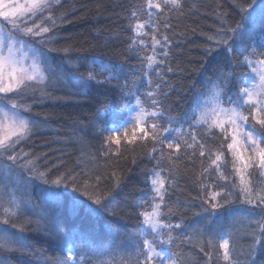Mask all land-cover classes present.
Returning <instances> with one entry per match:
<instances>
[{"label":"trees","instance_id":"trees-1","mask_svg":"<svg viewBox=\"0 0 264 264\" xmlns=\"http://www.w3.org/2000/svg\"><path fill=\"white\" fill-rule=\"evenodd\" d=\"M182 3L183 8L179 12L156 14L159 20L156 16L153 17V22L160 25L159 33H166L171 41L169 63L173 71L168 72L165 68L163 80L155 72L151 74V78L152 89L155 90V85L160 83V93H166L157 95L162 112L158 122L162 127H168V118L174 117L172 126L178 128L183 125L187 130L191 121L186 117L190 113L195 97L204 90L208 81L214 78L221 68L225 71L234 70L231 88L235 90H238L236 77L248 75L249 69L246 65L241 67L236 64L238 59H242L238 49L232 54L220 49L207 59L204 56L205 47L211 43L206 37L216 32L221 19L227 23L239 19L237 10L233 7V0H182ZM133 11L137 12L140 22L146 21L148 19L146 0H61L53 13L57 18V24L49 34L55 39L50 45H41L42 52L51 58L54 68L70 73L81 84L87 83L84 80L85 67L81 66L79 71H74L69 68L67 60L79 57L83 65L84 58L89 62L96 58L98 62L119 67L122 69L119 83L123 84L127 80L131 85L136 81L137 94L151 106V100L147 96L149 90L147 79L142 73L143 64L138 56L130 55L128 52V44L133 35L129 19ZM151 11L155 13L156 10ZM61 16L65 18L63 22L60 20ZM136 22V19L132 20L133 24ZM165 22L170 25L168 29L163 28ZM144 31L148 35L140 39L146 42L147 51L144 54L150 55L152 28L146 26ZM49 47L56 51L49 52ZM65 48L71 49L67 56L61 51ZM50 91L56 99L50 97L42 99L37 94L25 101L32 105V111L27 115L40 121L42 126L34 130L27 142L17 147V152L30 154V157H25L20 164L31 158L38 169L51 170V178L61 173H69L78 174L77 178L82 180L84 173H87L90 181L96 184V178L99 176L100 192L106 195L105 203L110 202V207L115 210L116 215L110 216L104 211L92 214L83 206L74 207L70 199L72 196L84 200L85 204L90 205L91 202L85 200L79 193H73L70 187L50 188L39 179H33L31 186L26 190L22 186L16 189L17 197L23 202H29L24 207L25 214L20 217L19 223L28 227L22 235L27 239L31 254L21 256L18 253H0V256L9 260L10 264H17L18 261L23 264H57L58 260L66 259L64 248L67 245L62 238L66 240L67 237H74L77 251L82 250L79 241L83 238L88 241L94 240L97 246L103 247H114L116 242H123L125 254L128 251L134 252L129 237L135 236L141 219L136 205L139 202L141 207L145 206L147 196L151 194L148 177L157 167L156 161L148 155L152 141L141 139L142 133L136 130V137L129 139L133 142L126 141L123 132L119 134L118 145L109 142L108 146H105L108 133L101 134L94 121L97 109L104 106L111 113L124 103L121 100L123 94L116 86V81H113L112 85L93 84L84 90L86 94L82 96L76 95L74 89L65 87L63 83H58ZM250 123L254 121L250 120ZM100 124H104L103 118ZM256 127L259 128V125ZM128 130L133 133L132 127ZM148 130L151 131L150 128ZM214 132L215 138H212L206 137L203 131H200L198 139L206 143L209 151L222 150L225 153L224 172L228 176L227 181L221 180L215 168L210 167L211 161L207 156L199 155L198 146L194 149L187 148L176 133L164 134L181 142V150L173 154V162L170 163L166 156L161 163L165 169L163 175L170 174L175 181L166 197L173 212L170 220L173 224L182 222L184 227L176 229L174 233L179 248L162 247L169 251H182L184 256L189 258L188 264H225L218 242L214 248H209L205 236L204 251H201L194 241L185 240V234H191L193 229L206 224V219L203 218L206 214L195 215L206 195L201 184L209 189L215 186L217 191L220 190L219 186H223L233 193L235 199L217 214L218 223L223 226L226 234L231 233L229 239L233 256L236 258L234 264H247V260L252 259L248 254L252 238L247 232L256 225L248 224L246 213L259 214L261 209L240 201L238 188L233 187V181L238 185L239 179L233 171L232 156L227 149L231 137L225 141L219 130ZM222 142L224 146L221 149ZM163 150L166 154L170 152L166 146ZM153 155L158 156L159 153ZM17 168L23 179H29L22 167ZM205 168L209 171L205 172ZM248 172L254 187H264V178L259 174L260 169L250 168ZM113 173L119 177L120 183L117 188L113 187L115 183ZM4 184L7 187L14 186L11 180L5 181ZM48 191H57L63 195L49 201L45 199V193ZM41 217L43 218L40 228L34 231L33 229L37 227L36 221ZM164 219L169 217L166 216ZM0 227L16 231L9 225ZM45 228L51 231L46 232ZM83 251L88 249L85 248ZM254 260L255 264H264V249L258 246Z\"/></svg>","mask_w":264,"mask_h":264},{"label":"snow or ice","instance_id":"snow-or-ice-1","mask_svg":"<svg viewBox=\"0 0 264 264\" xmlns=\"http://www.w3.org/2000/svg\"><path fill=\"white\" fill-rule=\"evenodd\" d=\"M60 3L61 0H0V159L11 162L3 165L0 177V225H9L16 230L13 232L7 227H0V253H18L21 256L31 254L27 239L22 235L28 227L19 223L20 217L25 214L24 207L29 202L21 201L16 195V189L22 186L26 190L31 186L33 179H39L50 188L70 187L73 193H79L85 200L91 202L90 205L85 204L84 200L72 196L70 199L74 207L83 206L92 214L104 211L110 216L116 215L115 210L110 207V202L105 203L106 195L100 192L99 176L96 178V184L90 181L87 173H84L82 180L77 178L78 174L69 173H61L51 178V170L38 169L31 158L20 164V161L30 157V154L17 152V147L27 142L34 130L42 126L40 121L27 115L32 111V105L25 102L30 96L35 97L39 94L42 99L45 97L56 99L50 89L58 83H63L65 87L74 89L76 95L82 96L86 94L84 90L93 84L112 85L113 81H116V86L123 94L121 100L124 103L111 113L102 106L101 109H97L94 121L101 134L108 133L105 146L107 147L109 142L118 145L121 130L125 133L124 139L129 143L133 142L127 135L131 126L133 138L136 137V130H139L142 133L141 139L152 141L148 155L157 165L148 177L151 194L147 196L145 206L141 207L139 202L136 205L141 219L135 236L129 237L134 252L128 251L125 254L123 242H116L114 247H103L97 246L94 240L88 241L83 238L79 241L82 250L77 251L74 237H67L66 240L62 238L67 245L64 248L66 259L58 260L57 264H188L189 258L185 257L182 251H169L162 247L179 248L174 233L176 229L184 227L182 222L173 224L170 220L173 212L166 197L175 181L170 174L163 175L165 169L161 163L166 156L170 163L173 162V154L180 152L181 142L164 134L176 133L187 148L194 149L198 146L199 155L207 156L211 161L210 167L215 168L221 180L227 181L228 176L224 172L225 153L222 150L209 151L206 143L198 139L200 131H203L206 137L215 138L214 130H219L225 141L231 137L227 149L232 156L233 171L239 179L238 185L233 181V187L238 188L240 201L261 209L259 214L246 213L248 224L256 225L247 232L252 238L248 249L252 259L247 260V264H255L254 255L258 246L264 249V187L253 186L248 170L258 168L260 176L264 178V0H233V7L237 10L239 19L233 23L221 19L216 32L206 37L211 43L205 47V59L214 52L218 53L220 49L229 54L238 49L242 59H238L236 64L241 67L246 65L249 74L236 77L238 90H235L231 88L234 70L225 71L221 68L217 75L208 81L204 90L195 97L190 113L186 117L191 121L187 130L183 125L173 127L174 117L168 118V127H162L158 122L162 112L157 95L166 93H160V83H157L153 90L151 78V74L155 72L163 80L165 68L168 72L173 71L169 63L171 41L166 33H159L160 25L153 22V17L156 16L159 20L156 14L179 12L183 8L182 0H146L148 19L140 22L136 11L131 13L129 19L133 35L128 44V52L130 55L138 56L143 64L142 73L147 79L149 87L147 96L151 100V106L137 94L136 81L131 85L127 80L123 84L119 83L121 68L98 62L96 58H92L90 62L84 58L83 65L79 57L67 60L69 68L74 71H79L81 66L85 67L84 80L87 83L81 84L70 73L54 68L51 58L46 53L35 47L32 41L23 38L31 37L33 40L38 38L39 44L50 45L55 37L49 34L57 24V18L53 13ZM152 9L156 10L155 13L151 11ZM64 19L63 16L60 17L61 22ZM133 19L137 21L135 24L132 23ZM28 21H31V26ZM146 26L152 28L150 55L144 54L147 51L146 42L140 39L148 35L144 31ZM169 27L167 22L163 24L164 29ZM48 51L56 49L49 47ZM61 51L67 56L71 49L65 48ZM126 97L128 99L125 100ZM101 118L104 120L103 125L100 124ZM250 120L254 123H250ZM256 125H259V128ZM164 146L170 150L169 153L164 152ZM223 146L222 142L220 148ZM154 153L159 155H153ZM13 166L22 167L29 179H23L14 171ZM204 171L208 172L209 169L205 168ZM113 179L115 181L113 187H119V177L115 173ZM9 180L12 181L13 187L4 184ZM219 187L220 190L217 191L215 186L209 189L201 184L206 195L195 215L206 214L203 217L206 224L193 229L191 234H185V240L194 241L195 245L204 251L203 243L206 236L208 247L214 248L218 242L225 264H234L236 258L230 244L231 233H225L223 226L218 223L217 214L232 204L235 197L231 191H227L223 186ZM61 195L63 193L48 191L45 193V199L54 201ZM91 205L96 207L93 208ZM166 216L169 219H164ZM257 216L259 218H256ZM42 218L37 219L34 231L39 230ZM45 231L51 229L45 228ZM85 248L88 251H83ZM0 264H10V261L0 256ZM17 264L23 262L18 261Z\"/></svg>","mask_w":264,"mask_h":264},{"label":"rangeland","instance_id":"rangeland-1","mask_svg":"<svg viewBox=\"0 0 264 264\" xmlns=\"http://www.w3.org/2000/svg\"><path fill=\"white\" fill-rule=\"evenodd\" d=\"M28 24H29V26H31V21H28ZM23 38L32 41L35 47L40 48L41 51L43 50V48L41 47V44L38 43V38H36L35 40H33V38H31V37H23ZM129 128L131 129V126H129ZM129 128H128V129H129ZM123 132H124V131H122V132H120V133H123ZM132 137H133V136H132V133H130V131L128 130V138L131 139ZM1 160H2V159H0V177H2V169H3V165H5V164H11L10 161L1 162ZM13 168H14V171H15V172L19 173L17 166H13Z\"/></svg>","mask_w":264,"mask_h":264}]
</instances>
